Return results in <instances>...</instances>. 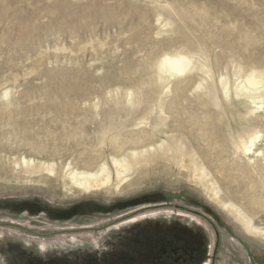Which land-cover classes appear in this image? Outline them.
<instances>
[{"label":"rangeland","instance_id":"1","mask_svg":"<svg viewBox=\"0 0 264 264\" xmlns=\"http://www.w3.org/2000/svg\"><path fill=\"white\" fill-rule=\"evenodd\" d=\"M174 53L210 72L161 82ZM253 71L264 0H0V264H264V103L220 83Z\"/></svg>","mask_w":264,"mask_h":264},{"label":"bare ground","instance_id":"2","mask_svg":"<svg viewBox=\"0 0 264 264\" xmlns=\"http://www.w3.org/2000/svg\"><path fill=\"white\" fill-rule=\"evenodd\" d=\"M157 68H158V78L161 82L166 81L170 77L172 78L177 73L178 74L184 73L186 71H189V70H192L195 68H198L200 70L205 71L206 74H208L210 72L209 71L210 67L208 68L207 64L199 63V62L195 63V60L192 58V56L190 57L189 55L182 54V53H174V54H168V55L164 56V58L158 63ZM237 72L241 73V69H238ZM164 74H166L167 76ZM239 75H238V77H239ZM220 77H221L220 83L223 87L225 96H229L231 94V90H232L236 97H239V98L242 97L243 98V102L241 101V103H244L243 106L246 108V110L244 113H239L240 120L242 117L246 118L248 115L254 114L257 110H259L261 107H263L262 105L264 103V101H263L264 96L261 95V93H258V90H261V88L264 87V71H253L249 75H247V77H246L247 80H245V81L248 84V86H250L249 87L250 89L249 88L244 89L243 86H246L245 83L243 84V86H241L240 84H235L233 86V88H230L227 77H222V76H220ZM199 86H201V84H199ZM210 91H211L213 99L217 101L216 93L214 94L212 92V89H210ZM242 98H240V100H242ZM161 108L163 110V105L161 106ZM240 108L241 107H239V109ZM161 125H162V123H161ZM249 127H250V125H248V124H247V127L244 126L243 132L242 131L240 132L238 130L236 133H234L231 130H229L231 132L229 135L231 142L234 144V146H236L237 150H241L245 156H247L248 154H251V153H255V147L257 145V141H258V139L260 140V138H261L257 132L250 133V130H248ZM260 145H262V144H260ZM168 149L172 150L173 147L172 148L168 147L167 150ZM132 152L135 153L134 151H132ZM260 152L262 153L261 150H260ZM113 162L115 165L121 164V161H119L115 158L113 159ZM129 163L130 162H128L127 164H129ZM195 163H196V161L193 160V164H195ZM203 166L204 165L201 166V169L203 170V173H204L206 168ZM119 168L126 170L127 167L126 166H120ZM103 173H106V174L102 177L101 175ZM118 174H120V172H118ZM69 175H70V179L75 184V186L77 185V186L83 188V190L88 192V190H94V189L98 188L101 184H107L106 180L109 179V169L106 167V165L102 164V166L101 167L99 166V169H98V171L96 170V172H90V170H89V172H83L82 170H81V172H77L75 169V171L70 172ZM98 177H100V178H98ZM196 179H199V178H196ZM121 183L118 185V187L121 185ZM202 186L205 187V188L204 187L203 188L205 189V191L208 194L211 191L210 195L212 196V199L214 200L215 203H217L219 206L221 205L223 207L228 206L227 203H223L221 201V198H220L221 196L219 195V192L212 188L213 187L212 181H210V182L207 181V183L205 185L203 183ZM230 205H232L234 208H236L235 204L230 203ZM228 207H230V206H228ZM230 208H232V207H230ZM229 210H227V211H229ZM237 210H238V208H237ZM230 211L233 213V209H231ZM235 212H237V211H235ZM233 215L235 216L236 214H233ZM241 218H242V216H241ZM241 222L243 223L244 221L241 220ZM246 225L248 226V224H246ZM249 230L251 232H255L256 235L260 233V229L255 228V227H252V229L250 228ZM260 234H262V233H260Z\"/></svg>","mask_w":264,"mask_h":264}]
</instances>
